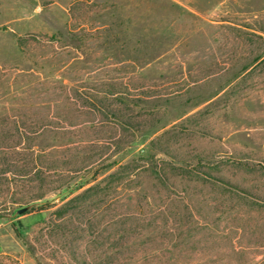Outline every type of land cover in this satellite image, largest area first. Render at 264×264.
I'll use <instances>...</instances> for the list:
<instances>
[{
    "label": "rangeland",
    "instance_id": "1",
    "mask_svg": "<svg viewBox=\"0 0 264 264\" xmlns=\"http://www.w3.org/2000/svg\"><path fill=\"white\" fill-rule=\"evenodd\" d=\"M0 264H264V0H0Z\"/></svg>",
    "mask_w": 264,
    "mask_h": 264
},
{
    "label": "water",
    "instance_id": "2",
    "mask_svg": "<svg viewBox=\"0 0 264 264\" xmlns=\"http://www.w3.org/2000/svg\"><path fill=\"white\" fill-rule=\"evenodd\" d=\"M25 210H26V208H20V209L17 210V213H18V214H21V213H23Z\"/></svg>",
    "mask_w": 264,
    "mask_h": 264
}]
</instances>
